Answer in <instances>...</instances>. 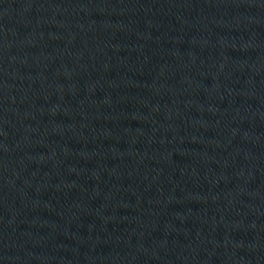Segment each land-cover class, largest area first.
I'll list each match as a JSON object with an SVG mask.
<instances>
[{
    "label": "water",
    "instance_id": "water-1",
    "mask_svg": "<svg viewBox=\"0 0 264 264\" xmlns=\"http://www.w3.org/2000/svg\"><path fill=\"white\" fill-rule=\"evenodd\" d=\"M0 264H264V0H0Z\"/></svg>",
    "mask_w": 264,
    "mask_h": 264
}]
</instances>
